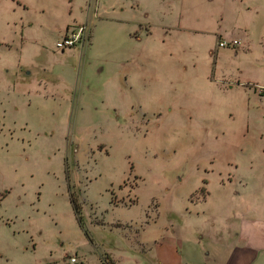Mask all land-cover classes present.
I'll use <instances>...</instances> for the list:
<instances>
[{
	"label": "rangeland",
	"instance_id": "1",
	"mask_svg": "<svg viewBox=\"0 0 264 264\" xmlns=\"http://www.w3.org/2000/svg\"><path fill=\"white\" fill-rule=\"evenodd\" d=\"M84 1L0 0V264H69L76 253L84 264L112 263L104 253L125 243L127 223L143 221L153 201L166 213L206 172L264 174V96L252 91L264 86V0L216 16L223 40L240 42L234 47L217 46L216 29L210 54L196 49L198 34L173 33L162 44L165 30L155 28L156 44H119L113 66L103 42L112 32L94 15L108 1ZM82 14L95 23L102 57L84 72L79 58L57 50L55 28ZM209 67L210 96L194 78ZM238 82L250 93L227 89ZM249 94L252 115L243 108Z\"/></svg>",
	"mask_w": 264,
	"mask_h": 264
},
{
	"label": "crops",
	"instance_id": "2",
	"mask_svg": "<svg viewBox=\"0 0 264 264\" xmlns=\"http://www.w3.org/2000/svg\"><path fill=\"white\" fill-rule=\"evenodd\" d=\"M107 1V4L98 5L94 15L109 25L112 32L111 40L108 42L106 35V40L103 41L107 45L110 44L112 66L118 64L122 57V54L117 52L119 44L123 45L129 41L142 47L149 46L150 43L156 44L153 42L155 28L165 30L164 38L160 40L162 44H165L173 33L202 35L203 43L196 49H209V54L213 53L212 49L210 51V36H214L213 30L220 28L216 24V16L229 8L240 7V3L243 2L232 0L235 3L232 4L229 0H218V4L214 5L213 0ZM86 2L85 0L84 3ZM183 16L193 17L194 21L185 23L182 20ZM89 17L90 15L85 18V14H82L79 20L83 18L84 20L77 21L70 15L67 18L64 16L62 20L57 19L60 22L55 26L58 40L72 26L86 24L87 27H91L90 37L86 43L79 49H66L71 55L79 58L81 72L102 58L96 48L101 39H95L93 32L95 23L88 20ZM170 18H174V21H168ZM216 36L217 46L222 47L219 45L221 41L219 38L221 36L222 40L225 38L220 30L216 32ZM179 37L183 39L182 36ZM57 50L61 51V54L65 52ZM149 59L141 54L140 58L138 57L140 64L148 62ZM178 61L185 68L189 65L187 60ZM20 62H24L23 55ZM179 69L180 67L175 68ZM22 71L19 70V73ZM19 78H22V75ZM194 78L195 81L205 83L210 96V67L199 77L196 75ZM115 83L117 78L110 86L115 87ZM235 87L245 85L233 83L229 84L227 89L234 90ZM245 90L250 93L252 88L245 87ZM252 91L258 93L257 97L264 96V86L261 92L255 89ZM250 100L249 94L248 104L246 100L243 108L244 113L248 111L252 115L254 109ZM261 172L262 170L249 168L237 170L234 175L229 174L227 177L221 172H206L201 181L186 189L181 203H176V206L171 207L166 213H161L159 204L153 201L155 209H151L152 205L148 206L149 212L143 221L127 223L131 236H126L125 243L119 245L116 250L105 252L104 254L110 255L112 263H107L103 259V264H264V174ZM64 175L67 187L66 171ZM84 219L86 225L88 219L85 215ZM92 223L90 220V224ZM135 227L140 228L136 231ZM88 238L91 239L90 236Z\"/></svg>",
	"mask_w": 264,
	"mask_h": 264
},
{
	"label": "built area",
	"instance_id": "3",
	"mask_svg": "<svg viewBox=\"0 0 264 264\" xmlns=\"http://www.w3.org/2000/svg\"><path fill=\"white\" fill-rule=\"evenodd\" d=\"M85 25H76L67 29L65 34L56 42V48L60 50H65L69 48H75L76 46H82L88 41V36L86 32ZM240 42L236 39L231 41H220L219 45L222 47L225 46H236ZM69 264H84V260L77 253L70 255L68 258Z\"/></svg>",
	"mask_w": 264,
	"mask_h": 264
},
{
	"label": "trees",
	"instance_id": "4",
	"mask_svg": "<svg viewBox=\"0 0 264 264\" xmlns=\"http://www.w3.org/2000/svg\"><path fill=\"white\" fill-rule=\"evenodd\" d=\"M66 178H67V188H68V193H69V198H70V202L72 204L73 210H74V214L76 217V220L79 224V226L81 228L84 227V221H83V215H82V207L77 199V197L74 194V191L72 190L73 185L70 183V177L69 174L66 171ZM85 234L87 235V233L85 232Z\"/></svg>",
	"mask_w": 264,
	"mask_h": 264
}]
</instances>
